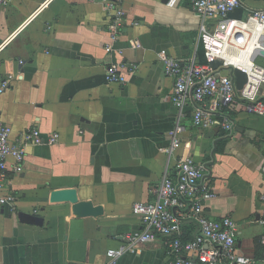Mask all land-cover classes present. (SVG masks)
Instances as JSON below:
<instances>
[{
	"label": "crops",
	"instance_id": "obj_1",
	"mask_svg": "<svg viewBox=\"0 0 264 264\" xmlns=\"http://www.w3.org/2000/svg\"><path fill=\"white\" fill-rule=\"evenodd\" d=\"M114 1L127 13L118 40L101 0L0 5V74L14 76L0 94L2 119L14 140L36 127L44 138L60 135L56 145L27 147L24 171L9 176L8 191L17 203L0 212V264H106L109 250L142 229L133 205L154 202L166 170L175 171L187 158L203 168L214 194L205 202V216L232 218L239 252L261 259L264 117L250 114L238 100L226 109L234 125L226 132L195 126L191 104L183 142L169 154L178 110L170 98L175 82L159 56L167 51L184 63H205L201 20L190 0L174 8L169 0ZM245 5L264 9V0ZM216 24L209 21L208 29ZM118 63L126 66L127 83L110 85L107 68ZM256 63L264 66V59ZM70 188L104 215L78 218L71 204L50 202L53 190ZM24 215L43 223H30ZM185 230L196 232L189 224ZM169 251V240L160 237L119 264H171Z\"/></svg>",
	"mask_w": 264,
	"mask_h": 264
},
{
	"label": "built area",
	"instance_id": "obj_2",
	"mask_svg": "<svg viewBox=\"0 0 264 264\" xmlns=\"http://www.w3.org/2000/svg\"><path fill=\"white\" fill-rule=\"evenodd\" d=\"M246 1L190 0L201 20L200 42L203 44L205 63H184L167 51L160 53L165 75L175 82L170 98L178 110L177 123L169 133V154H173L183 142L182 136L186 132L183 120L187 116L186 108L191 104L194 106L192 120L195 126L218 127L226 132H232L234 125L224 110L238 100L246 104L250 114L264 117V67L254 61L255 56L264 50V9L249 12L247 19L246 13L242 20L229 17L236 9L246 6ZM11 2L0 0V5L8 6ZM101 2L111 36L118 40L127 13L114 0ZM178 3L179 0H169L168 6L174 8ZM211 20H217L213 31L208 29ZM107 51L111 53L112 47H107ZM237 57L247 58L248 64L236 66L234 59ZM216 61L221 62L217 70L211 66ZM20 63L23 64V61ZM125 68L119 63L111 64L106 72L107 83L125 85ZM131 68L134 72L137 66ZM235 70H241L248 77L241 91L235 83ZM223 72L227 73L224 75ZM13 80L11 74H0V94L11 88ZM12 135V128L0 114V212L17 203V197L8 191V182L11 173L21 174L24 171L26 148L53 146L60 139L58 133L44 138L37 127L26 130L15 140ZM204 180L203 168L192 158L181 160L175 171L168 168L156 200L137 202L132 207L142 229L127 236L122 247L109 250L106 264H119L126 254L136 253L141 247L156 243L160 237L169 240L171 264H264V251L259 260L239 252L238 225L232 218L216 221L205 216V202L214 194ZM187 224L195 226L193 236L186 232ZM261 242L264 247V236Z\"/></svg>",
	"mask_w": 264,
	"mask_h": 264
},
{
	"label": "water",
	"instance_id": "obj_3",
	"mask_svg": "<svg viewBox=\"0 0 264 264\" xmlns=\"http://www.w3.org/2000/svg\"><path fill=\"white\" fill-rule=\"evenodd\" d=\"M250 8L242 6L232 12L229 17L231 19L242 20L246 12H252ZM264 46V45H263ZM264 57V50L259 53ZM211 66L217 70L221 66V62L216 61ZM235 83L238 90H242L247 83L248 77L241 70L234 71ZM50 202L52 204H71L72 212L78 218L94 217L98 218L104 215L102 207H96L91 202L81 201L78 191L75 188L53 190L50 195ZM23 219L33 224H42L43 220L32 216H23Z\"/></svg>",
	"mask_w": 264,
	"mask_h": 264
},
{
	"label": "bare ground",
	"instance_id": "obj_4",
	"mask_svg": "<svg viewBox=\"0 0 264 264\" xmlns=\"http://www.w3.org/2000/svg\"><path fill=\"white\" fill-rule=\"evenodd\" d=\"M234 60H235L234 64L236 66H242V65H247L248 64L247 58L237 57Z\"/></svg>",
	"mask_w": 264,
	"mask_h": 264
},
{
	"label": "rangeland",
	"instance_id": "obj_5",
	"mask_svg": "<svg viewBox=\"0 0 264 264\" xmlns=\"http://www.w3.org/2000/svg\"><path fill=\"white\" fill-rule=\"evenodd\" d=\"M250 16V13L249 12H246V14H245V19H247L248 17ZM264 59V57H262L259 53L255 56V58H254V61L255 62H258V59ZM258 64V63H257ZM258 65H260V64H258ZM261 66V65H260ZM264 67V66H263Z\"/></svg>",
	"mask_w": 264,
	"mask_h": 264
},
{
	"label": "trees",
	"instance_id": "obj_6",
	"mask_svg": "<svg viewBox=\"0 0 264 264\" xmlns=\"http://www.w3.org/2000/svg\"><path fill=\"white\" fill-rule=\"evenodd\" d=\"M227 112H226V109L224 110V114H226Z\"/></svg>",
	"mask_w": 264,
	"mask_h": 264
}]
</instances>
